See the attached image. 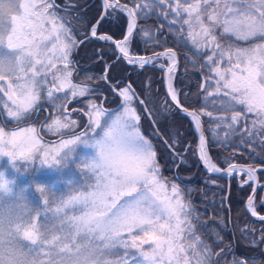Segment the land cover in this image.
<instances>
[{
  "label": "snow or ice",
  "instance_id": "snow-or-ice-1",
  "mask_svg": "<svg viewBox=\"0 0 264 264\" xmlns=\"http://www.w3.org/2000/svg\"><path fill=\"white\" fill-rule=\"evenodd\" d=\"M0 264H264V0H0Z\"/></svg>",
  "mask_w": 264,
  "mask_h": 264
},
{
  "label": "trees",
  "instance_id": "trees-1",
  "mask_svg": "<svg viewBox=\"0 0 264 264\" xmlns=\"http://www.w3.org/2000/svg\"><path fill=\"white\" fill-rule=\"evenodd\" d=\"M86 64V62H84ZM89 70H91L90 66H89ZM149 71H151V69H149ZM178 72L180 73H183L184 72V66L183 64L181 65L180 68L177 69ZM188 71L191 72L192 71V68H191V65L188 66ZM155 75L157 77H159L160 73L159 72H156ZM182 79H185V80H191L193 83L195 82V77L193 76H182L181 77ZM192 168L190 169V171L188 172H182L181 174L184 175V176H187V175H192L194 174L195 176L197 177H200L202 175H204V173L202 172L201 169H198L196 166H195V162L192 161ZM167 175V173H166ZM211 179H216L218 180L221 184H225L227 185V182L225 180H222L221 178H214V177H210ZM196 185H197V188H201V187H205L204 183L202 180H199L197 179L196 180ZM219 189L215 188V187H211V190L207 193V198L209 200H211L212 196H213V193H216L217 194V203H218V194H219ZM233 194H236L235 193V190H233ZM238 195V194H237ZM193 197L195 198V202L197 204H200L201 203V195H200V192L199 191H196L193 193ZM248 215L244 212L243 210V207L239 204V201L237 199V203L235 206H231V220L233 222H236L239 218V227H243L244 224H248L250 226H254L255 228L259 229L260 228V225L258 223H255L254 220H250L248 219ZM235 226V225H233ZM229 235H231V233H229Z\"/></svg>",
  "mask_w": 264,
  "mask_h": 264
},
{
  "label": "rangeland",
  "instance_id": "rangeland-1",
  "mask_svg": "<svg viewBox=\"0 0 264 264\" xmlns=\"http://www.w3.org/2000/svg\"><path fill=\"white\" fill-rule=\"evenodd\" d=\"M40 172L46 173L48 176H51L52 179H44L42 182L44 183H57L62 184V179L60 178V174L55 168H51L49 166H45L44 168L40 169ZM41 173H37V175H40Z\"/></svg>",
  "mask_w": 264,
  "mask_h": 264
},
{
  "label": "flooded vegetation",
  "instance_id": "flooded-vegetation-1",
  "mask_svg": "<svg viewBox=\"0 0 264 264\" xmlns=\"http://www.w3.org/2000/svg\"><path fill=\"white\" fill-rule=\"evenodd\" d=\"M72 107H76V105H72ZM21 126H23V125H21ZM56 137L55 136H53V135H51V134H46V139H52V140H54Z\"/></svg>",
  "mask_w": 264,
  "mask_h": 264
},
{
  "label": "water",
  "instance_id": "water-1",
  "mask_svg": "<svg viewBox=\"0 0 264 264\" xmlns=\"http://www.w3.org/2000/svg\"><path fill=\"white\" fill-rule=\"evenodd\" d=\"M201 169H202V165H201ZM211 177H214V178H220L218 176H211ZM248 216H250V214H247ZM253 220L255 221V218H253Z\"/></svg>",
  "mask_w": 264,
  "mask_h": 264
},
{
  "label": "clouds",
  "instance_id": "clouds-1",
  "mask_svg": "<svg viewBox=\"0 0 264 264\" xmlns=\"http://www.w3.org/2000/svg\"><path fill=\"white\" fill-rule=\"evenodd\" d=\"M9 187L12 188L13 191H15V187L14 186L10 185Z\"/></svg>",
  "mask_w": 264,
  "mask_h": 264
}]
</instances>
